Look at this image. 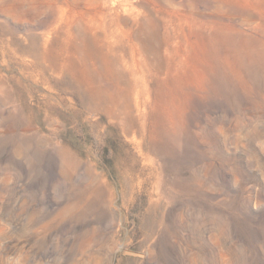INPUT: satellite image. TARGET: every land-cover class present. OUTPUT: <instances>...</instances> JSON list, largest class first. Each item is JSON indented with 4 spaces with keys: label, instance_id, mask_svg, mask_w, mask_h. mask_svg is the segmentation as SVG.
Segmentation results:
<instances>
[{
    "label": "rangeland",
    "instance_id": "1",
    "mask_svg": "<svg viewBox=\"0 0 264 264\" xmlns=\"http://www.w3.org/2000/svg\"><path fill=\"white\" fill-rule=\"evenodd\" d=\"M0 264H264V0H0Z\"/></svg>",
    "mask_w": 264,
    "mask_h": 264
}]
</instances>
